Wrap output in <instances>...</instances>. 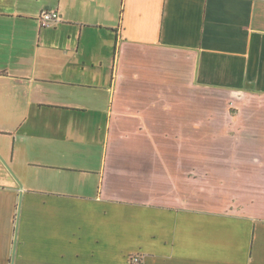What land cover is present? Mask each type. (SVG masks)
Wrapping results in <instances>:
<instances>
[{
	"label": "crops",
	"instance_id": "1",
	"mask_svg": "<svg viewBox=\"0 0 264 264\" xmlns=\"http://www.w3.org/2000/svg\"><path fill=\"white\" fill-rule=\"evenodd\" d=\"M0 155V264H264V0H0Z\"/></svg>",
	"mask_w": 264,
	"mask_h": 264
},
{
	"label": "built area",
	"instance_id": "2",
	"mask_svg": "<svg viewBox=\"0 0 264 264\" xmlns=\"http://www.w3.org/2000/svg\"><path fill=\"white\" fill-rule=\"evenodd\" d=\"M60 19V14L55 9H46L42 11L38 16L37 20L39 21L42 27L51 25ZM129 264H145V259L142 253L135 252L129 256Z\"/></svg>",
	"mask_w": 264,
	"mask_h": 264
},
{
	"label": "water",
	"instance_id": "3",
	"mask_svg": "<svg viewBox=\"0 0 264 264\" xmlns=\"http://www.w3.org/2000/svg\"><path fill=\"white\" fill-rule=\"evenodd\" d=\"M0 159L4 163V165L7 167V169L10 171V173L14 176V178L18 181L20 186L22 187V184H21L20 180L18 179V177L15 175V173L13 172V170L11 169L9 164L5 161V159L1 155H0Z\"/></svg>",
	"mask_w": 264,
	"mask_h": 264
},
{
	"label": "rangeland",
	"instance_id": "4",
	"mask_svg": "<svg viewBox=\"0 0 264 264\" xmlns=\"http://www.w3.org/2000/svg\"><path fill=\"white\" fill-rule=\"evenodd\" d=\"M0 164H2V163H0ZM198 170H199V169L196 170V173H198ZM195 176L198 177V174H195ZM198 185H199V184H198V178H197V179L193 182V186H196V187H197Z\"/></svg>",
	"mask_w": 264,
	"mask_h": 264
}]
</instances>
